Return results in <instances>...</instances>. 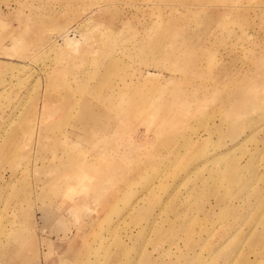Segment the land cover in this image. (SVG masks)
<instances>
[{"label":"rangeland","instance_id":"374dc122","mask_svg":"<svg viewBox=\"0 0 264 264\" xmlns=\"http://www.w3.org/2000/svg\"><path fill=\"white\" fill-rule=\"evenodd\" d=\"M173 2L0 0V264H264V0Z\"/></svg>","mask_w":264,"mask_h":264},{"label":"bare ground","instance_id":"6f19581e","mask_svg":"<svg viewBox=\"0 0 264 264\" xmlns=\"http://www.w3.org/2000/svg\"><path fill=\"white\" fill-rule=\"evenodd\" d=\"M176 2H173L172 4H170V5H168L167 6V9L169 10V12H167V11H165L166 9V7L163 9H160L159 10V12H158V14H157V19H159V20H161V22L162 21H164L165 19L167 20L168 19V22H169V24L170 25H173V23H174V20H175V11L177 12V11H179V7H180V3L181 2H183L184 0H175ZM198 1L199 0H197V1H195V0H186L185 2L186 3H184L183 4V6H185L184 8H186L187 10H190V8L192 9V5H194V4H197L198 3ZM139 8H141V7H139ZM132 9H135V10H137V8H132ZM196 9V8H195ZM199 10H201L200 8H197V10H195V11H193V12H195V13H198V12H200ZM151 15H154V13L152 12L151 13ZM166 16V17H165ZM172 18H171V17ZM191 32V34H192V36L194 37V38H196V39H200L202 36H201V34L200 33H202V30L201 31H199V28H193V29H191L190 31H188L187 33H190ZM184 33H185V31H184ZM197 45V43L195 44V43H191V46H193V47H197L196 46ZM205 51H203V53H204ZM91 104H94V102H93V100H91V99H87ZM86 119V118H85ZM91 120H97L96 119V114H94L92 117H91Z\"/></svg>","mask_w":264,"mask_h":264}]
</instances>
